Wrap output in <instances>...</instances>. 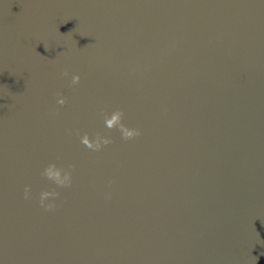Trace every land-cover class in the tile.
<instances>
[{
  "label": "water",
  "instance_id": "95a60500",
  "mask_svg": "<svg viewBox=\"0 0 264 264\" xmlns=\"http://www.w3.org/2000/svg\"><path fill=\"white\" fill-rule=\"evenodd\" d=\"M0 264H264V0H0Z\"/></svg>",
  "mask_w": 264,
  "mask_h": 264
},
{
  "label": "clouds",
  "instance_id": "9594fccd",
  "mask_svg": "<svg viewBox=\"0 0 264 264\" xmlns=\"http://www.w3.org/2000/svg\"><path fill=\"white\" fill-rule=\"evenodd\" d=\"M87 46V45H86ZM85 46V47H86ZM80 79L78 74L72 76V82L76 83ZM59 104L64 103V98L60 97L58 100ZM122 111L117 109L112 111L110 114L106 113L104 116L105 125L107 127H112L114 125H119L122 131V136L127 139L133 136L139 135V129L126 128L121 122ZM81 143L87 146L90 149H100L102 145L110 143V139L107 137L97 136L94 140H90L87 136L81 138ZM72 165L69 164L67 167L58 165L55 162H49L42 170L41 175L47 180L52 181L58 187H67L72 183V173L70 169ZM25 198L30 195V189L28 186L25 187L24 191ZM59 196V193L54 190H42L39 194V204L45 209H52L55 207L56 200L55 198ZM258 260V258H257Z\"/></svg>",
  "mask_w": 264,
  "mask_h": 264
}]
</instances>
